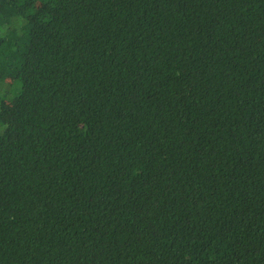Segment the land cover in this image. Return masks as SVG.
<instances>
[{"label":"trees","instance_id":"16d2710c","mask_svg":"<svg viewBox=\"0 0 264 264\" xmlns=\"http://www.w3.org/2000/svg\"><path fill=\"white\" fill-rule=\"evenodd\" d=\"M0 264H264V0H0Z\"/></svg>","mask_w":264,"mask_h":264}]
</instances>
